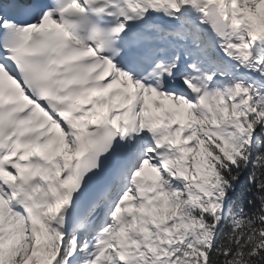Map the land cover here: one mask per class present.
I'll use <instances>...</instances> for the list:
<instances>
[{
	"label": "snow or ice",
	"instance_id": "obj_1",
	"mask_svg": "<svg viewBox=\"0 0 264 264\" xmlns=\"http://www.w3.org/2000/svg\"><path fill=\"white\" fill-rule=\"evenodd\" d=\"M0 264H264V0H0Z\"/></svg>",
	"mask_w": 264,
	"mask_h": 264
}]
</instances>
